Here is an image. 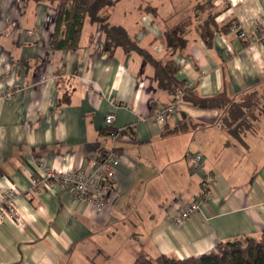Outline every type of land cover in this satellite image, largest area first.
I'll list each match as a JSON object with an SVG mask.
<instances>
[{"label":"crops","instance_id":"obj_1","mask_svg":"<svg viewBox=\"0 0 264 264\" xmlns=\"http://www.w3.org/2000/svg\"><path fill=\"white\" fill-rule=\"evenodd\" d=\"M136 2L115 5L110 25L123 28L157 62L171 58L179 68L175 79L200 98L264 89V0ZM52 11L48 0H0V203L12 189L22 219V226L15 217L0 221V264H131L140 253L185 259L263 231L264 113L240 140L222 128L220 112L191 104L181 103L158 123L155 115L174 96L157 84L154 67L89 19L76 48H54ZM192 13V24L173 34L179 45L168 53L165 34L184 22L175 23L178 16ZM231 22L246 37L225 31ZM201 26L208 41L197 31ZM108 114L115 116L110 127ZM113 130L114 141L108 137ZM107 148L121 162L114 194L101 211L66 191L32 192L41 162L55 171H81L97 183L98 156ZM195 154L202 156L196 169ZM205 175L213 180L209 198L174 225L177 212L200 194Z\"/></svg>","mask_w":264,"mask_h":264},{"label":"trees","instance_id":"obj_2","mask_svg":"<svg viewBox=\"0 0 264 264\" xmlns=\"http://www.w3.org/2000/svg\"><path fill=\"white\" fill-rule=\"evenodd\" d=\"M20 2L25 0H19ZM122 0H48V3L55 14L50 21H54L52 33V45L54 48L72 49L80 43L85 21L89 19L91 24L100 26L112 41L124 48L126 52H138L143 56L146 63L154 67V78L157 84L164 90L175 95L177 90H182V104L192 105L199 109H212L220 112L221 126L232 133V138L240 140L245 129H249L257 115L264 113V89L252 90L241 96L228 98L224 93L214 98H200L195 88H188L185 82L175 79L179 71L178 66L171 58L164 63L154 60L145 50L138 48L131 42L126 31L121 27L110 25V10ZM206 5L211 6V2ZM204 9L205 7L202 6ZM215 16H209L206 21L210 29H216ZM191 18V17H189ZM207 23V24H208ZM192 24L191 20L184 21L177 28L172 29L174 34L182 33L180 29ZM233 23L224 27L225 31L234 28ZM208 27V29H209ZM202 33L204 41H208L206 29L197 27ZM211 33V30H210ZM219 34H221L218 31ZM173 34H165V50L168 53L179 45L178 38L172 39ZM258 112V114H255ZM232 123V124H231ZM107 135V134H106ZM104 150V149H102ZM102 150L100 152H102ZM131 264H264V230L256 236H240L230 240L219 242L213 251L204 253L198 257L179 259L173 255H157L150 257L146 254H137Z\"/></svg>","mask_w":264,"mask_h":264},{"label":"built area","instance_id":"obj_3","mask_svg":"<svg viewBox=\"0 0 264 264\" xmlns=\"http://www.w3.org/2000/svg\"><path fill=\"white\" fill-rule=\"evenodd\" d=\"M53 16L55 14L54 10ZM242 20L247 21V17L241 14ZM244 23V22H243ZM246 24V23H245ZM101 31V27H99ZM233 31H236L238 38L246 37L245 31L239 27H234ZM259 32L264 38V23L259 27ZM41 82L46 81V76H41ZM183 97L182 90L175 92L173 100L169 105L163 106L159 112L155 115V120L158 123L163 124L165 122L166 115H173L181 108V99ZM115 121L113 114H108L104 117V122L109 127ZM118 132L115 130L108 133V137L114 141ZM192 168H200L202 164L201 154H195L191 159ZM121 162V156L115 152L114 148H107L102 150L98 156V165L96 176L98 182L93 183L92 178H89L81 171H72L70 169H64L63 171H55L44 166L41 162L35 166L36 174L31 179V189L35 195L42 193H56L59 191H66L73 200L77 202H84L95 206L98 210H102L106 205V201L110 200L113 196L112 182L116 169ZM212 177L205 175L202 179L201 191L198 197L181 208L177 214L172 218L173 224L179 226L183 224L189 216L200 209L206 200L210 196V188L212 185ZM15 192L8 188L2 196V202L0 203V221L4 217L16 218V224L22 226V219L17 216L15 209Z\"/></svg>","mask_w":264,"mask_h":264},{"label":"rangeland","instance_id":"obj_4","mask_svg":"<svg viewBox=\"0 0 264 264\" xmlns=\"http://www.w3.org/2000/svg\"><path fill=\"white\" fill-rule=\"evenodd\" d=\"M124 2H126L127 3V5L126 6H129V7H133L134 5H138V2H136L137 0H123ZM123 1H121V2H123ZM134 2H136V3H134ZM194 2V1H193ZM126 3H124V4H126ZM117 5V4H116ZM125 6V7H126ZM142 6V8H144V4L143 5H141ZM113 9H115L114 7H113ZM211 12V11H210ZM210 12H208L209 14H210ZM50 15V17H52L53 16V12H48ZM52 15V16H51ZM189 16L190 17H192L193 18V13L190 15V14H186V15H182L181 17L180 16H178L176 19H175V23H179L180 21L182 22V21H185V20H191V18H189ZM174 17V16H173ZM169 19L170 18H168V20L166 21V22H168L169 21ZM159 20H160V18H159ZM193 21V20H192ZM179 25V24H178ZM180 32L182 31L181 29L179 30ZM171 34H174L173 32H172V30H171ZM134 259V258H133Z\"/></svg>","mask_w":264,"mask_h":264}]
</instances>
